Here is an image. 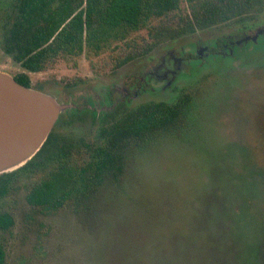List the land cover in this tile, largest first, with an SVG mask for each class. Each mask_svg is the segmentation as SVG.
Listing matches in <instances>:
<instances>
[{
    "label": "rangeland",
    "instance_id": "374dc122",
    "mask_svg": "<svg viewBox=\"0 0 264 264\" xmlns=\"http://www.w3.org/2000/svg\"><path fill=\"white\" fill-rule=\"evenodd\" d=\"M13 2L0 0V71L27 73L31 88L67 107L55 133L96 143L101 119L79 109L119 103L142 78L152 91L119 106L174 103L182 95L191 101L180 129L130 151L119 180L100 187L84 210L69 205L47 214L27 202L24 188L14 189L6 205L15 218L5 235L6 264H264V39L238 47L233 57L180 65L169 86L151 76L164 58L158 73L173 69V53L178 58L218 38L254 35L264 11L137 54L150 41L145 29L99 56L67 57L30 73L2 48V19ZM187 10L183 0L176 14L183 18Z\"/></svg>",
    "mask_w": 264,
    "mask_h": 264
},
{
    "label": "trees",
    "instance_id": "16d2710c",
    "mask_svg": "<svg viewBox=\"0 0 264 264\" xmlns=\"http://www.w3.org/2000/svg\"><path fill=\"white\" fill-rule=\"evenodd\" d=\"M182 1L15 0L2 19V48L26 71L37 73L67 57L99 56L145 29L150 41L137 54H146L161 42H174L187 32L232 20L247 23L264 11V0H185L188 10L182 18L176 14ZM171 14L174 19L169 18ZM155 19L166 20L153 27ZM136 58V54L129 55L117 66ZM15 79L31 88L27 73L15 75ZM190 101V96L182 95L174 103H147L134 109L120 105L101 117L80 108V112L87 110L101 119L94 144L52 130L29 162L0 176V264H6L5 235L15 225L6 206L14 189L24 188L27 202L47 214L69 205L84 210L100 187L119 180L130 151L146 147L157 135L167 136L180 129ZM79 110L73 114L78 116Z\"/></svg>",
    "mask_w": 264,
    "mask_h": 264
},
{
    "label": "water",
    "instance_id": "95a60500",
    "mask_svg": "<svg viewBox=\"0 0 264 264\" xmlns=\"http://www.w3.org/2000/svg\"><path fill=\"white\" fill-rule=\"evenodd\" d=\"M66 108L0 71V176L24 166L41 150Z\"/></svg>",
    "mask_w": 264,
    "mask_h": 264
},
{
    "label": "flooded vegetation",
    "instance_id": "af4514ba",
    "mask_svg": "<svg viewBox=\"0 0 264 264\" xmlns=\"http://www.w3.org/2000/svg\"><path fill=\"white\" fill-rule=\"evenodd\" d=\"M260 39H264V26L263 27H258L256 30V33L254 35H250V34H246L244 33L243 36L239 37V36H227V37H222V38H218L217 40H215L214 42H211V44H209L208 46H201V45H197L196 46V52H189L186 53L183 56H179L178 58L175 57L173 54L169 57V62L172 63L173 62V69H165V72H163V75L161 73V75L158 73L161 68H163L164 64H166V59H163V64L161 65V67L156 68V72L155 74H152L151 76L155 77H159V78H165L167 79V86L170 85L171 80H173L175 78V76L178 74V71L180 69V65L182 66L185 63L188 62H202L203 60V56L206 57H213V58H226V57H233L235 55V51L238 47H248L250 45H254L257 44L259 42ZM144 78L140 79L139 82L137 83H132L130 86L131 89V94L127 92V94H130L131 96H126L125 100L122 99V101L120 102H127L129 103V101L131 100V97H138V95L146 90H150L152 91V88L150 86V83L147 80H143ZM151 82V80H149ZM31 83V81H30ZM110 97V96H109ZM110 101H112L111 97L109 98ZM114 102V101H113ZM111 102L108 103V105L110 106H103V109H92L90 105L87 106L88 109L93 110L95 113L99 114L101 111L103 112H110L113 111L117 108H119V104L120 102ZM85 108V107H84Z\"/></svg>",
    "mask_w": 264,
    "mask_h": 264
}]
</instances>
